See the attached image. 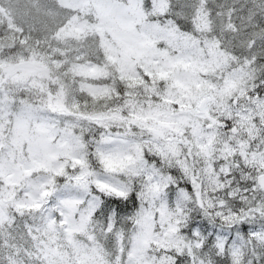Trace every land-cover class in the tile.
Returning <instances> with one entry per match:
<instances>
[{
  "label": "snow or ice",
  "instance_id": "1",
  "mask_svg": "<svg viewBox=\"0 0 264 264\" xmlns=\"http://www.w3.org/2000/svg\"><path fill=\"white\" fill-rule=\"evenodd\" d=\"M0 264H264V0H0Z\"/></svg>",
  "mask_w": 264,
  "mask_h": 264
}]
</instances>
